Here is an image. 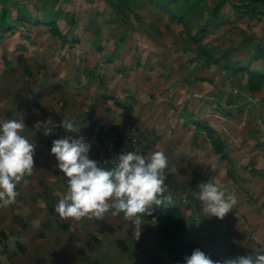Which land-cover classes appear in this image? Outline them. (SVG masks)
Segmentation results:
<instances>
[{
	"label": "rangeland",
	"instance_id": "1",
	"mask_svg": "<svg viewBox=\"0 0 264 264\" xmlns=\"http://www.w3.org/2000/svg\"><path fill=\"white\" fill-rule=\"evenodd\" d=\"M12 1L13 21L20 9L38 17L60 9L58 24L71 39L63 41L48 27L26 21L0 30V120H22V134L37 145L34 169L18 184L15 202L0 206V264H35L36 256L51 264H145L143 245L172 260L153 220L142 219L136 240L123 214L76 220L55 212L66 179L50 148L64 132L57 129L45 137L35 128L37 121L56 122L53 112L71 119L80 135L89 131L97 142L133 143L141 155L164 151L169 161L163 172L165 195L172 199L150 208L178 207L202 246L219 260L264 252V85L255 90L247 74L235 75L209 61L184 26L148 0L139 1L136 13L126 12L118 0ZM218 1L205 2L214 7ZM2 6L0 0V12ZM222 13L224 20L210 24L204 42L219 50L242 45L247 36L239 28L246 29L248 19L231 18V3ZM207 18L205 10L195 23L200 26ZM247 58V51H233L234 61ZM58 84L62 88L55 89ZM31 91L41 92L40 104ZM196 120L217 130L235 166L216 152ZM89 155L99 162L97 154ZM231 170L237 179L228 174ZM208 180L236 194L237 204L223 219L202 212L196 192ZM103 221L112 233L100 230Z\"/></svg>",
	"mask_w": 264,
	"mask_h": 264
},
{
	"label": "clouds",
	"instance_id": "2",
	"mask_svg": "<svg viewBox=\"0 0 264 264\" xmlns=\"http://www.w3.org/2000/svg\"><path fill=\"white\" fill-rule=\"evenodd\" d=\"M24 128L22 120H0V206L15 202L18 184L34 169L37 145L22 134ZM35 128L45 137L56 135L57 129L65 133L54 139L50 148L55 167L66 179L64 194L54 209L60 217L79 220L100 218L109 212L113 216L123 214L131 220L138 240L148 208L171 202V194L165 195L163 172L169 161L164 151L146 155L124 151L112 161L111 168H105L90 158L92 144L79 134L81 128L71 119L64 117L57 123L48 118L37 121ZM198 188L197 199L206 218L223 219L237 204L236 194L227 193L213 180L201 182ZM183 264H264V252L213 260L197 248Z\"/></svg>",
	"mask_w": 264,
	"mask_h": 264
},
{
	"label": "trees",
	"instance_id": "3",
	"mask_svg": "<svg viewBox=\"0 0 264 264\" xmlns=\"http://www.w3.org/2000/svg\"><path fill=\"white\" fill-rule=\"evenodd\" d=\"M140 0H118L120 6L128 13L137 12L139 8ZM205 1L208 0H148L156 10L161 13L169 14L172 21H175L186 29L191 40L197 45L200 53H202L209 61L221 64V67L234 73L247 74L251 83V88L259 90L264 85V45L254 39L253 35L245 29L239 28L241 32L247 36L242 45L238 47H228L225 49H217L216 46L211 43H205L204 38L209 30L210 24L217 26L220 21L224 20V14L222 9L226 3H231L235 13L240 16H247L250 20L260 19L264 14V0H220L214 7H210ZM3 4L2 11L0 12V30L2 33L10 31L15 28V24L29 22L31 25H38L48 27L50 31L57 36H60L63 41H69L71 38L69 35L63 34L58 22L61 20L62 11L56 10L53 7L52 11L45 13L44 17H38L28 9H20L18 11V17L15 21L11 19V12L9 6L15 4L12 0H1ZM45 7L48 6V2H43ZM205 10L209 13V18L205 20L203 24L199 26L195 23L197 17L203 16ZM197 28L196 33L194 30ZM249 49V57L246 60V64L242 60H233V51ZM21 62H25L26 59L20 58ZM257 61H261L262 66L253 68V64ZM26 64V63H25ZM25 71L31 75L29 66L24 65ZM95 77V76H93ZM46 86V83H43ZM55 89L62 88L61 84L55 85ZM34 100L40 104L41 92L31 91ZM123 107H127L122 104ZM54 118L58 123L61 121L60 117L53 112ZM198 129H205L216 152L235 166L233 161L227 152V146L224 139L218 135L217 130L209 126V122L196 120L194 121ZM131 149V147H130ZM105 168H111V165H104ZM253 173H257L254 170ZM228 174L237 179L235 171L231 170ZM145 219L153 220L157 223V232L164 239L167 251L170 253L172 260L167 262L162 257L155 253L149 246L143 245L141 248L147 257V263L145 264H183L185 256L190 255L194 249L199 248L210 256L213 260H219L218 257L211 251L205 249L200 240L198 239L197 231L193 227H188L180 209L176 206H171L168 209L161 211L158 208H148L147 214L144 215ZM102 231L113 232V227L107 222L103 221L100 227ZM118 245L128 252L129 248L124 241L118 239ZM24 249V247H23Z\"/></svg>",
	"mask_w": 264,
	"mask_h": 264
},
{
	"label": "built area",
	"instance_id": "4",
	"mask_svg": "<svg viewBox=\"0 0 264 264\" xmlns=\"http://www.w3.org/2000/svg\"><path fill=\"white\" fill-rule=\"evenodd\" d=\"M81 135H83L86 140H88L92 144L90 152L98 155L101 166H112V161L115 160L118 154L124 151H135L137 153L139 150L138 146L133 143L124 146L120 143V141L117 142L116 139H114L113 141L104 140L97 142L91 136L89 131H84L83 133H81Z\"/></svg>",
	"mask_w": 264,
	"mask_h": 264
},
{
	"label": "crops",
	"instance_id": "5",
	"mask_svg": "<svg viewBox=\"0 0 264 264\" xmlns=\"http://www.w3.org/2000/svg\"><path fill=\"white\" fill-rule=\"evenodd\" d=\"M237 1H239V0H237ZM241 1V0H240ZM234 16H236V17H234ZM233 17H231V18H234L235 20H242V19H248V21H249V24L250 25H248V26H246V29L245 30H247L248 32H249V34L251 35H253V37H254V39L256 40V41H258V42H261L263 45H264V28L262 27V22L264 21V15L262 14V17L260 18V19H255V20H250L247 16H240V15H237L236 13H235V15H234ZM255 22H257L260 26H261V29L262 30H259V32L255 29V26H256V23ZM252 23V24H251ZM260 39H259V38ZM263 37V38H262ZM241 51H249V49H245V50H241ZM248 57H249V52H248ZM248 59V58H247ZM246 59V60H247ZM238 60H241V59H238ZM246 60L245 61H243V63H245L246 62ZM237 61V60H236ZM257 62H260L261 63V61H257ZM256 62V63H257ZM246 64V63H245ZM260 66H262V63L261 64H259V66H256V67H253V68H258V67H260ZM65 135V133H59V136L62 138L63 136ZM92 155L93 156H96L94 153H92ZM63 178H65L64 176H63Z\"/></svg>",
	"mask_w": 264,
	"mask_h": 264
},
{
	"label": "water",
	"instance_id": "6",
	"mask_svg": "<svg viewBox=\"0 0 264 264\" xmlns=\"http://www.w3.org/2000/svg\"><path fill=\"white\" fill-rule=\"evenodd\" d=\"M262 27L264 28V21L262 22ZM189 255H186L187 257ZM35 264H51L49 260L43 256H36L35 257Z\"/></svg>",
	"mask_w": 264,
	"mask_h": 264
}]
</instances>
